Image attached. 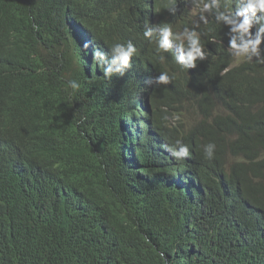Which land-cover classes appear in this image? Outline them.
I'll return each mask as SVG.
<instances>
[{
	"label": "trees",
	"instance_id": "16d2710c",
	"mask_svg": "<svg viewBox=\"0 0 264 264\" xmlns=\"http://www.w3.org/2000/svg\"><path fill=\"white\" fill-rule=\"evenodd\" d=\"M146 1L143 12L163 5L161 0ZM141 2L113 0L109 8L89 10L82 0L69 5L61 0H0V99L10 94L8 115L0 105V122L17 135V125L7 124L20 109L18 118L30 119L21 128L42 123L10 167L3 166L0 155V264H264V63L247 62L222 77L230 59L222 45L208 43L210 61L202 62L191 78L172 56L155 51L138 63L144 68L130 80L135 86L111 82L106 76L114 68L106 73L107 66H91L93 53L83 45L92 40L105 44L103 58L132 32L124 19ZM190 14L180 5L168 20L177 35L185 32ZM163 16L171 18L172 13L164 9ZM142 22L148 28L141 14L138 24ZM81 27L95 32L86 30L85 35ZM215 32L224 39L223 27L216 26ZM153 72L167 73L169 83L150 84L149 96L146 81ZM144 80L157 136L151 138L148 128V138H142L124 164L123 116L130 115L133 104L130 88ZM199 93L203 103L195 97ZM196 106L204 120L186 119ZM176 116L178 123L167 128L164 118L174 121ZM230 117L248 129V136L214 147L208 158L207 136H218ZM72 131L73 138L66 140ZM190 136L198 142L194 183H175L163 170L148 173L142 168L145 151L177 141L184 146L181 139ZM39 145L48 146L42 162L36 155ZM14 149L8 150L11 157L19 151ZM232 156L243 161L230 169L226 163ZM174 166L183 170L177 162ZM226 193L237 199V222L220 226L213 213ZM174 201L191 215L178 219L170 205Z\"/></svg>",
	"mask_w": 264,
	"mask_h": 264
},
{
	"label": "clouds",
	"instance_id": "9594fccd",
	"mask_svg": "<svg viewBox=\"0 0 264 264\" xmlns=\"http://www.w3.org/2000/svg\"><path fill=\"white\" fill-rule=\"evenodd\" d=\"M63 3L69 5L75 0H61ZM163 3L162 6H158L155 10L152 9L149 13V17H147L148 22L151 24L148 30H145L147 24L145 22L139 23L140 15L143 12V3L142 2L134 8L132 14L127 16L124 19L123 24H127L128 28L132 30V32L127 36L124 40H121L119 43H116L113 47L109 48L106 55L102 58V54L106 51L105 44L100 43L99 41L92 40L90 43H85L83 45L86 53H93V60H91V66H107L108 69L105 70L106 73L111 72V68L114 70L109 76H106L111 82L117 81L120 77L117 74L116 68H118V64L120 65L121 70L126 67L122 72L126 73L124 78V82L126 84L130 83L131 87L134 85L133 81L138 74L142 72L144 68V64H140L139 68L130 67L129 60L133 54H137L139 49H143V53H141L136 58H132L133 63L137 62V64L147 55L154 53L155 51L160 52L162 54L170 55L173 57L177 65L181 67L179 69L181 72H184L188 77H193L196 75L195 69L204 62L205 65L210 61L211 55L208 49V43L211 44H220L224 47L225 52L227 53L230 64L224 67L221 70L220 75L223 77L225 74L230 72L231 70L238 68L242 65H245L247 62H255L259 64L264 63V0H186L185 6L182 8L190 11L191 14L188 18H190L191 22L186 25L185 32L181 35H177L173 33V29L171 28V24L169 27H163L168 20L170 19L168 16H163V10H168L172 13V5L180 2L179 0H161ZM185 0H182L184 2ZM188 1V2H187ZM85 7L87 9H106L113 5V0H82ZM151 2L156 3V0H151ZM181 5V3H179ZM180 5L176 6L175 9H178ZM154 11H157V14H154ZM220 26L224 29V39L220 40L216 36L215 27ZM122 28H124L122 26ZM127 29V28H124ZM83 34L87 35L88 32H95L94 28L88 29L81 27ZM88 30V32L86 31ZM156 31V33H153ZM147 37L145 40H141L143 37ZM152 39V40H151ZM173 39H175L173 41ZM172 40V42H170ZM172 47H170V44ZM136 49H135V47ZM178 47V52L176 53V49ZM168 51L169 54H168ZM110 56H112L110 58ZM256 56L258 61L252 57ZM94 61V62H93ZM103 61L102 64L100 62ZM187 67L189 69L187 70ZM154 78H152L151 85H154L155 81L161 84L169 83V76L167 73H161L158 76V72H155ZM151 78L149 77V80ZM129 81V82H128ZM135 86V85H134ZM72 87H78L75 83L72 84ZM131 92L134 93L137 88H130ZM202 93L195 95L196 99L199 102L203 103ZM141 102V99H140ZM148 99L144 104L140 103L139 108H143ZM0 105L5 108V112L8 115L9 104L5 98L0 99ZM135 102L129 106L130 108V117H132V109L134 108ZM153 106V105H152ZM126 107L124 108V110ZM20 110V109H19ZM33 112H39L34 108H31ZM19 112V111H18ZM18 112L15 117L10 118L12 122L7 124L8 126L17 125L20 122L28 121L30 119L18 118ZM139 114L141 113L138 112ZM200 114L199 116H197ZM186 119L192 120L195 122L201 121L204 119L202 114V109L200 106H196L195 108H191L190 112L184 115ZM9 118V117H8ZM166 118V117H165ZM234 117H230L228 122H224L220 125V133L218 136L210 138L207 136L205 140L208 145H204L205 155L208 158H211L213 155L214 147L223 148L226 144H228L229 140H244L249 132L245 126L238 125L233 122ZM125 116H123L124 122ZM156 115L153 118L152 124L156 120ZM33 120V119H32ZM167 123L166 127L170 128L172 125L178 123L179 118L177 117L174 121L170 119V121L166 118ZM35 121V120H34ZM215 120H210L208 122H214ZM134 123V120L131 119V124ZM171 124V125H170ZM202 124H197V127ZM216 124V123H214ZM213 124V125H214ZM32 128L25 130L27 128H16V132H22L20 135L9 134L8 130L2 127L0 122V155L3 160L4 167H10L11 159H13L8 150L11 148H15L20 150L15 157L20 155L29 141L32 139L30 137L41 123L35 121L32 124ZM170 125V126H169ZM133 126V125H132ZM124 128V124H123ZM148 124H145L144 129L140 132L139 139L137 140L135 146V152L138 149L139 143L142 142V138L145 137V133L148 130ZM172 133V129H170ZM195 130V129H194ZM193 131V130H192ZM66 132V129L63 130V133ZM74 136V132L68 133V138L66 140H71ZM130 139V138H129ZM192 136L183 138L181 141L184 142V146L179 144V141L174 145H155V149H149L144 152L143 160H142V168L148 173L159 172L161 170L165 171L175 183L182 184L183 182L194 183L195 179L197 180V143H193V156L190 160H186L189 155L190 144H191ZM47 145H39L37 149V158L40 162V156L43 158L47 156ZM222 152L224 150H216ZM124 157V153L122 155ZM14 157V158H15ZM163 160V161H162ZM194 164H192V162ZM242 158L240 156H232L227 161V166L231 169V165L233 163L242 162ZM174 162L179 163L183 170L180 171V167H175ZM175 167L173 171H169L168 167ZM187 166H190L189 169H186ZM180 171V172H179ZM177 174V176H176ZM178 175L180 176L179 179ZM231 195L226 193L221 202L217 205L213 213V219L215 224H219L220 226H228L229 224L234 225L237 222V214L238 208L236 203L231 208H226L225 205H222L225 197H230ZM173 205L176 213V217L181 219L182 217H189L191 215L190 211H185L181 205V202L174 201L170 203ZM232 212V213H231Z\"/></svg>",
	"mask_w": 264,
	"mask_h": 264
},
{
	"label": "bare ground",
	"instance_id": "6f19581e",
	"mask_svg": "<svg viewBox=\"0 0 264 264\" xmlns=\"http://www.w3.org/2000/svg\"><path fill=\"white\" fill-rule=\"evenodd\" d=\"M147 2V4H151L152 2H150L149 0H147L146 1ZM186 2V0L184 1V2H182L181 3V6H185L186 4H188V3H185ZM188 2V1H187ZM180 2H177V3H175V4H173L172 5V16H171V18L170 19H172L175 15H176V13H178V9H175V7L179 4ZM152 9H154V5L152 6V7H150V8H147L146 9V11H144L143 13H142V15L143 16H145V18L147 19V17L148 18H151V17H149V16H151V15H149V13H150V11L152 10ZM155 10V9H154ZM156 11H154V14H156L155 13ZM104 13V12H103ZM103 18H104V16H103ZM110 18V17H109ZM170 21V20H169ZM167 22L163 27H165V26H167V27H169L170 26V22ZM147 22V21H146ZM101 23V22H100ZM110 23H111V21H110ZM150 23L148 24V28L150 27ZM174 26V25H173ZM126 27L128 28V25L126 24ZM114 28V27H113ZM148 28L146 27V30H148ZM172 28V27H171ZM173 29V28H172ZM67 32V31H66ZM70 33V32H69ZM109 33H111V32H109ZM153 33H156V31H154ZM173 33L174 34H176L174 31H173ZM71 37V36H70ZM123 38V37H122ZM147 37H145V39H146ZM144 39V40H145ZM152 40V39H151ZM135 47V46H134ZM75 48V47H74ZM135 49H136V47H135ZM178 52V54H180V52H179V50H178V48L176 49V53ZM141 53H143V49H139L138 51H137V54L135 55V54H133L132 55V57L130 58V60H129V65L128 66H130V67H134V68H139V65L140 64H137V62L135 63H133V61H132V58H136L137 56H139ZM106 55V54H105ZM112 56H110V58H111ZM152 58V57H151ZM157 60V59H156ZM159 60V59H158ZM157 60V61H158ZM82 61V60H81ZM103 63V61H101V64ZM156 63V62H155ZM117 64H118V68H116V70H117V74L120 76L119 78H118V80H117V83L119 84V85H123V84H125V82H124V76H125V74L126 73H129V72H122V70H125L126 69V67L125 68H123V69H121V70H118V69H120V65H119V63L117 62ZM157 64V63H156ZM160 64V63H159ZM162 64V63H161ZM165 66V65H164ZM3 68V67H2ZM164 68V67H163ZM4 69V68H3ZM1 71V70H0ZM9 71V70H8ZM12 71V70H11ZM1 74V73H0ZM15 75V74H14ZM17 75V74H16ZM13 76V75H12ZM154 76H155V72H153V73H151V76H150V80L149 81H146L149 85L152 83V78H154ZM247 76V75H246ZM141 77H142V75L140 76V78H139V80L141 79ZM249 77V76H248ZM8 78H9V76H8ZM15 79V78H14ZM3 80V79H2ZM20 80V79H19ZM13 81V80H12ZM16 81H17V79H16ZM3 82V81H2ZM129 82V81H128ZM146 82H145V80L143 81V83H140V81H139V85L137 86L138 88H137V90H135L134 91V95H133V101L135 102V105H134V108H133V112H132V117H130V115L128 116V115H125V119H124V131H125V141H124V164H126L127 163V161H128V159L132 156V153H133V151H134V148H135V144H136V142H137V140L139 139V136H140V132H141V129H142V131H143V129H144V126H145V124H148V126H149V129H150V133L152 132V131H154L155 129H157V125H153L152 124V121H153V118H154V114H155V109L152 107V105L150 106V104L152 103V102H147L146 103V105L143 107V108H139V106H140V103L141 104H144L145 103V101H146V98L148 99V96H147V94L149 93H147V91L146 90H144V87H145V85H146ZM135 84V83H134ZM3 86V85H2ZM13 86H15V83H14V85ZM18 87V86H17ZM2 88V87H1ZM7 88V87H6ZM8 89V88H7ZM11 89H13V88H11ZM11 89H10V91H11ZM4 90V89H3ZM17 90V89H16ZM21 90V89H20ZM24 90V89H23ZM148 90L150 91V95L149 96H151V94H152V87H151V85L148 87ZM9 91V92H10ZM18 91V90H17ZM6 92V91H5ZM8 92V93H9ZM12 92V91H11ZM21 93H22V91H21ZM16 94V93H15ZM8 95H10V94H7V96ZM14 95V94H13ZM22 95V94H21ZM65 95V94H64ZM144 95V96H143ZM4 96V95H3ZM6 96V97H7ZM143 96V99L145 98V100H144V102H140V99H142V98H140V97H142ZM11 97V96H10ZM19 97H20V95H19ZM65 97V96H64ZM76 98V97H75ZM8 99V98H7ZM65 99H67L66 97H65ZM73 99V98H72ZM61 100H62V98H61ZM14 101V100H13ZM15 101H17V100H15ZM18 102H20V101H18ZM65 102H66V100H65ZM8 103H10V100H9V102ZM62 104V103H61ZM66 104V103H65ZM73 104V103H72ZM17 105H19V104H17ZM11 107V106H10ZM14 107V106H13ZM16 107V106H15ZM18 109V108H17ZM60 110V109H59ZM62 110H63V108H62ZM19 111V110H18ZM69 111V110H68ZM141 111V113L139 114L138 112H140ZM15 112V111H14ZM14 112H13V115H14ZM22 112V111H21ZM3 116V115H2ZM91 116H93V115H91ZM209 116H210V114H209ZM216 116H218V115H216ZM177 117V116H176ZM218 117H220V116H218ZM5 118V117H4ZM13 118V117H12ZM211 118V117H210ZM213 118V117H212ZM3 119V118H2ZM48 119V118H47ZM131 119H133L134 120V123L132 124V125H130L129 123H131ZM174 119V118H173ZM5 120V119H4ZM10 120V119H9ZM44 120V119H43ZM204 120V119H203ZM220 120V119H219ZM221 121V120H220ZM4 122V121H3ZM49 122V121H48ZM187 122V121H186ZM217 122V121H216ZM7 123V122H6ZM23 123V125L24 124H26V121H24V122H20V123H18L17 124V128H21V124ZM40 123V122H39ZM5 124V123H4ZM42 124V123H41ZM6 125V124H5ZM15 126V125H14ZM13 126V127H14ZM28 126V125H27ZM27 126L26 127H24V128H27ZM15 128V127H14ZM44 128V127H43ZM49 128V127H48ZM47 128V129H48ZM186 128H188V127H186ZM185 128V129H186ZM8 129V128H7ZM9 129H10V127H9ZM54 129H56V128H54ZM182 129H184V128H182ZM10 130H13V129H10ZM9 130V131H10ZM26 130H28V129H26ZM43 130V129H42ZM42 130H41V133H42ZM53 131V130H52ZM16 132V131H15ZM23 132V131H22ZM181 132V131H180ZM18 133V134H17ZM37 133V132H36ZM54 133V132H53ZM150 133H148V135L146 136V137H144L145 139H147L148 138V136H149V134ZM183 133V132H182ZM11 134H12V131H11ZM14 134V133H13ZM15 134H17V135H20V134H22L21 132H16ZM34 134H35V132H34ZM33 134V135H34ZM39 135H41V134H39ZM46 135V134H45ZM37 136V135H36ZM154 136H157V135H155V132H152L151 133V138H153ZM183 136V135H182ZM41 137V136H40ZM49 137V136H48ZM130 138V139H129ZM143 138V139H144ZM33 139V138H32ZM35 139V138H34ZM50 139H51V137H50ZM36 141H37V139H36ZM38 141H40V140H38ZM37 141V142H38ZM36 142V143H37ZM52 142V141H51ZM31 143V142H30ZM39 143V142H38ZM43 143H44V139H43ZM42 143V144H43ZM48 143V142H47ZM50 143V142H49ZM57 143V142H56ZM35 144V143H34ZM40 144V143H39ZM129 144V145H128ZM184 144V143H183ZM29 146H30V144H29ZM31 147V146H30ZM11 149H13V148H11ZM31 149H32V147H31ZM36 149V148H35ZM14 150H16V149H14ZM28 151H29V149H28ZM21 151L19 150V151H15V153L13 154V152H12V158L14 157V155H16V154H18V153H20ZM34 152V151H33ZM36 152V151H35ZM10 153V152H9ZM30 153V152H29ZM54 154V153H53ZM55 154H57V153H55ZM192 156H193V143H192V141H191V144H190V150H189V155L187 156V161L188 160H190L191 158H192ZM49 157V156H48ZM51 160V159H50ZM49 161V160H48ZM194 162L195 161H193L192 162V164H194ZM169 168V171H173L174 169H175V167L173 166V167H168ZM190 168V166H187L186 167V169H189ZM176 176H177V174H176ZM179 175H178V178L177 179H179ZM146 180V179H145ZM10 184V183H9ZM8 184V185H9ZM13 186V185H12ZM50 187V186H49ZM8 188V187H7ZM35 188V187H34ZM2 190V189H1ZM30 191V190H29ZM16 193V192H15ZM33 193H35V192H33ZM7 194V193H6ZM19 194V193H18ZM8 195V194H7ZM7 197V196H6ZM12 197H13V195H12ZM16 197V196H15ZM17 198V197H16ZM20 198V197H19ZM12 200V199H11ZM23 201V200H22ZM79 201V200H78ZM82 200H80V202H81ZM236 201H237V199L236 198H233L232 196H230V197H225V199H224V202H223V204L222 205H225L226 206V208H231L235 203H236ZM3 202V201H2ZM20 202V201H19ZM80 202H78V203H80ZM6 204V203H5ZM2 206V205H1ZM185 206V205H184ZM5 207V206H4ZM183 207V206H182ZM239 206H237L236 208H235V210L238 208ZM1 208V207H0ZM3 209V208H2ZM18 209V208H17ZM4 210V209H3ZM3 210H1V211H3ZM185 210V209H184ZM5 211V210H4ZM12 211V210H11ZM186 211V210H185ZM14 212V211H13ZM232 213V212H231ZM14 217V216H13ZM29 217V216H28ZM29 219V218H28ZM182 220H183V218H182ZM37 222V221H36ZM186 222H184V224H185ZM31 225V224H30ZM187 225V224H186ZM187 227V226H186ZM220 231V230H219ZM223 231V230H222Z\"/></svg>",
	"mask_w": 264,
	"mask_h": 264
},
{
	"label": "rangeland",
	"instance_id": "374dc122",
	"mask_svg": "<svg viewBox=\"0 0 264 264\" xmlns=\"http://www.w3.org/2000/svg\"><path fill=\"white\" fill-rule=\"evenodd\" d=\"M200 114H198L197 116H199ZM164 120H165V125H166V123H167V120H166V118H164ZM170 121V120H169ZM170 123L172 124V122L170 121ZM130 125H132L131 123H129Z\"/></svg>",
	"mask_w": 264,
	"mask_h": 264
}]
</instances>
